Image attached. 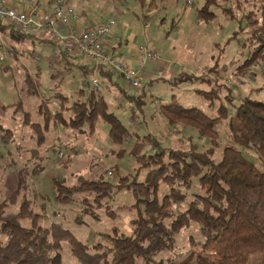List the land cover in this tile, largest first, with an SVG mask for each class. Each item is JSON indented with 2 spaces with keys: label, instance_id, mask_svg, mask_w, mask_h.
<instances>
[{
  "label": "trees",
  "instance_id": "16d2710c",
  "mask_svg": "<svg viewBox=\"0 0 264 264\" xmlns=\"http://www.w3.org/2000/svg\"><path fill=\"white\" fill-rule=\"evenodd\" d=\"M203 1L196 8L198 22L216 17L211 7L218 0ZM147 5L152 10L156 1L151 0ZM223 10L231 18L245 21L241 29L249 35L244 42L249 56L240 68L248 70L259 59L264 61V1L259 14L251 11L237 17L231 7ZM150 16L146 14V18ZM18 33H13L18 40L27 38L28 34L18 36ZM215 67L210 70L215 72ZM82 68L89 73L85 66ZM192 78L193 75H180L177 81ZM34 89L29 93L39 94ZM217 90L212 87L209 91H199L211 102L221 98L215 116L176 102L159 104L161 114L171 125L195 129L212 146L204 149L200 142H192L187 148L171 147L164 145L155 133L142 138L136 134L152 147L148 155L137 156L139 170H148L143 180L136 178L137 175L132 179L129 175L122 176L117 182L106 180L104 175L80 176L77 183L67 186L55 178L59 201L72 202L75 194L94 192L97 202L105 199L110 202L122 189L132 191L135 202L130 206L137 208L132 234H123L114 227L112 232L103 234L107 242L87 244L61 223L42 225L45 214L36 212L32 201L24 195L18 212H7L6 202H0V264H61L63 242L69 244L79 264H164L163 253H169L167 264H264V100L242 95L237 102L232 97H226V101ZM54 95L59 100L57 110L48 108L51 98L41 103L40 107L45 109L43 123L34 122L31 112H24L25 123L32 128L37 142V147L31 149L33 160L44 161L40 148L47 143L46 132L52 122L70 131L88 130L91 135L100 123H105L109 126L110 140L117 146L132 138L131 127L111 110L99 90L93 87L80 90L71 105H67V96L60 92ZM125 95L143 114V93ZM227 120L231 141L224 145L217 125ZM71 149L79 152L75 146ZM125 153L126 149L121 148L118 155L123 157ZM63 155L60 150V156ZM67 160L69 163L71 156ZM44 168L37 164L33 173ZM162 184L168 189L160 197ZM83 214L97 217L95 212L85 210L78 215V222H83ZM24 219H30L31 225H23ZM192 223L199 226L200 238L191 239L189 249L176 253L177 235ZM252 258L256 262L251 263Z\"/></svg>",
  "mask_w": 264,
  "mask_h": 264
},
{
  "label": "rangeland",
  "instance_id": "374dc122",
  "mask_svg": "<svg viewBox=\"0 0 264 264\" xmlns=\"http://www.w3.org/2000/svg\"><path fill=\"white\" fill-rule=\"evenodd\" d=\"M28 1L23 0L22 9L15 8L19 11L28 10ZM90 1L75 0V2L72 1V5L76 8V4L81 6ZM145 1L146 12L150 0ZM187 1L168 0L165 3L167 7L161 8L156 15L151 13L149 21L151 33L149 34H153V37L150 45L161 53L162 61L167 68L165 72L155 75V81L150 82L143 76V82L148 87L145 85L137 91L139 94L144 93V113H140L135 104L126 97L121 100V103L115 104L117 107L114 106L113 97L107 92L103 94L101 91L104 88L99 90L111 104V110L131 127L132 138H129L123 146H117L110 140L107 134L109 126L105 123H100L93 135L88 130L70 131L62 126L64 132H69L67 138L72 140L79 152L75 153L70 144L61 147V144L56 141L53 143L54 149L48 146L41 147L40 153L44 161L32 159L34 157H32L31 149L36 148V141L32 136L31 127L25 123L24 111L31 112L34 122L43 120V115L38 116L37 112H39L40 103L50 97L51 90L38 82L40 77L35 69L38 64L42 66L44 77L41 79H47L48 83L52 79L49 78V74L57 69L56 64L59 58L55 50L53 51V47L41 42L39 37L28 38L16 44L17 48L25 50L21 52L24 55L16 57L12 54L13 41L9 38L4 41L3 36L0 35V46L3 47L0 53L7 52V58L4 61L0 60V202H6L7 212H18L25 195L32 201L36 212L45 214L42 225L51 226L53 223H61L87 244L98 241L107 242L103 234L112 232L114 227H118L123 234L130 235L133 232L132 220L137 216V208L130 206L135 202L132 191L122 189L112 197L110 202L106 199L97 202L94 192L75 194L72 202L59 201L55 178L67 186L77 183L80 176L92 178L104 175L106 180L117 182L122 176L129 175L132 179L137 175L136 178L143 180L148 170H139L137 156L148 155L152 147L136 134L142 138L146 134L155 133L161 137L164 145H171V147L187 148L192 142H200L204 145V149L212 146L211 142L207 138H201L195 129L182 124L171 125L161 114L160 103L176 102L188 108H198L209 116H215L222 103L221 98L211 102L199 92L200 90L209 91L215 87L222 99L226 101V97H232L233 102H237L238 97L242 95L264 100V61L259 59L248 70L240 68L249 56L248 48L244 45L249 35L241 29L245 21L241 18H231L223 12V8L231 7L237 17L251 11L259 14V8L264 0H218V4L211 7L216 17L211 21L196 22L197 24L193 27L191 22H188L189 16L183 15L184 7L193 9L196 13V8L201 7L204 1L190 0V5ZM172 2L177 4L173 7ZM182 18L181 29L176 27L177 29L172 30V24H179ZM91 21L94 24L103 20L91 18ZM160 22L163 25L159 27L160 32H158L155 27H158ZM136 23L141 22L136 21ZM190 34H193L192 37ZM189 36L191 42L186 43L190 39L186 40ZM27 48L30 51H27ZM208 64H212V67L216 66V73L208 71L210 80H203L205 77L201 73ZM5 65L9 67L8 72L3 70ZM60 66L62 68L61 63ZM66 66L68 69L63 77L61 89L58 88V90L68 93L67 105H71L78 96L85 74L78 66L70 64ZM28 67L31 68L27 70ZM171 72H174L176 76L181 73L184 76L193 73L195 76L193 75V78L187 81L176 82L175 75ZM53 73L56 74V72ZM95 74L102 80L101 74ZM59 79L61 80L62 76ZM148 81L150 84H147ZM121 84L124 86L125 83L121 82ZM34 88L38 89L39 94L29 93L30 89L34 92ZM127 91L138 94L132 87H127ZM49 108L53 110L51 105ZM7 129L12 130L13 133L8 134L5 131ZM217 129L220 132L221 144H228L231 141L228 120L217 125ZM52 133L50 131L48 136ZM52 141L50 140V143ZM59 147L64 153L63 157L60 156ZM121 148L126 149L123 157L118 155ZM70 156L71 161L68 163L67 159ZM40 163L45 168L39 173H33L35 166ZM113 168L117 170L110 173ZM166 188L162 184L160 197ZM86 197L89 200H83ZM85 210L95 212L97 217L83 214V222H78V215ZM108 214H113L114 217ZM30 221V219H24L22 224L30 226ZM199 238L200 231L197 224L192 223L189 228H184L177 235L176 253L189 249L191 239ZM61 255L62 264H78L67 242H63ZM162 257L164 264H167L169 253H163ZM250 262H256V258H252Z\"/></svg>",
  "mask_w": 264,
  "mask_h": 264
},
{
  "label": "crops",
  "instance_id": "0c3cea01",
  "mask_svg": "<svg viewBox=\"0 0 264 264\" xmlns=\"http://www.w3.org/2000/svg\"><path fill=\"white\" fill-rule=\"evenodd\" d=\"M71 1L75 2V0H71ZM155 1H156V6L152 10L148 9L146 12H145L144 0H133V1L132 0H130V1L129 0H119V1H117V0H91L88 4L83 3V4H81V6L80 5L77 6V4H76V13H77V16L79 17V21L76 22L75 20H72L70 25L73 28L83 29L87 25L92 24L91 18H93L95 20H98V19L99 20H108L109 18L115 19L117 22V26L107 40V46H108L109 52L115 56L123 57L131 65L139 66V47L141 45H149L150 47H152L150 44L152 41L153 34L152 35L149 34V33H151V31L149 32V28L151 27V24L149 26H146V23H148L150 21L151 16L146 18V14L151 15V13H152V14L156 15L157 13H159L161 8L167 7L165 5V3L168 0H155ZM6 3L9 7H13V8L17 7V9H22L23 5H24L23 0H6ZM176 4H177V2H174V3L172 2L171 6L174 7ZM187 4L190 5V0L187 1ZM53 5H54L53 0H29L28 4H27V6L29 8H28V10H25V11H30L34 8L37 9V12H38L37 16H38V19L40 20L41 14L51 11L53 8ZM131 5H133V7ZM139 7H141V8L139 9ZM183 15L189 16L188 22L189 23L191 22L192 27L197 24L196 22H198V21L196 19V13L193 9H190L188 7H186V8L184 7ZM136 21H140L141 23L138 24V23H136ZM163 21H164V19L162 18L161 22L163 23ZM161 22H160V25L158 27H155V30H157L158 32H160L159 27L163 25ZM181 23H183V18L181 19L179 24H174L175 28L179 27L181 29ZM67 28L68 27L60 26V29L63 31H66ZM14 31H17V30H15L11 25H8V24L0 25V35L3 36L4 41L7 38H9V40L13 41L14 52H12V54H14L16 57L18 55H24V53H21V52L25 51V50L21 49L20 47L17 48L16 44L21 43V42H23V40H26L28 38L39 37L41 42L47 43L50 46L54 45V43H52V44L50 43V42H52V37L50 35V32L47 31V29L45 27H40L35 34H28L27 38H24L22 40H18L17 38L14 37V35H13ZM194 32H195V30H194ZM20 33H18L19 34L18 36L21 35ZM23 34H25V33H23ZM192 35L190 34L191 37H192ZM190 36L188 38H186V40H188L190 38L186 43L191 42ZM45 40L47 42H45ZM1 48H3V47L0 46V49ZM153 49L157 50L156 48H153ZM27 51H30V50L27 48ZM53 51H54V47H53ZM57 57L59 58L58 62L56 64V65H58V67H57V69H55V71H53V72H56V74H54L53 72L51 74H49V78H52V79L48 83H47V81H48L47 79H45V78L41 79V77H44V71H43L42 66L38 64L36 66V69H35V71L38 72V77H40L38 82L42 83L43 86L48 87V89L51 90L50 97H48V98L49 99L51 98L52 102L50 101L49 103H47V106L49 108V106L51 105V107H53V110L50 108L49 109L52 111H54L55 108H56L55 110H57V105H59V100L55 97L54 94L60 92L61 94L68 97L67 92L64 91V93H62L60 90H58V88L61 89V85H62L61 83L64 81L63 77L65 76V74H66L65 72L68 69L66 64L78 66L80 69H82V72L85 74V79L82 82V86L79 89V91L86 88V87H91L90 83H89V79H90L91 73H94V70H95L94 66L91 64H89V65L75 64L73 62L66 60L64 57H59V56H57ZM162 57L163 56L161 55V60H159L157 62L149 61L142 67L143 76L147 77L150 82L155 81L156 80L155 75H157L158 73L165 72V70L167 68L166 65L164 64V62L162 61L163 60ZM158 62H160L161 65H157V64H160ZM60 63L62 64V68L60 66ZM82 66H85V68L89 71V73L84 72ZM8 68L9 67L7 65L3 66L4 72H8ZM30 68L28 67L27 70ZM211 68H212V64H208L205 67V69L201 73L202 76L205 77L203 79H209L210 80L209 72L213 73L210 70ZM95 72L101 74L102 81L105 85L103 91H101V92L102 93L107 92L108 95L113 97L112 100L114 102V104H113L114 106H116L115 104L121 103V100L124 97H126L125 94L135 95V94H131L127 91V87H129V85L122 79V77L119 74L111 73L110 71L107 72V71L102 70V69L96 70ZM106 73H108V74H106ZM172 74H174V72ZM180 75H183V73H181L177 76L176 75L174 76V80L176 82H178L177 79L180 77ZM190 75H194V74L192 73ZM61 76H62V79L60 80L59 78ZM197 78H199V77H197ZM200 80H202V79L200 78ZM44 81H45V83H44ZM149 81L147 84H150ZM121 82L125 83L124 86H122ZM15 83H18V82H15ZM0 85H1V83H0ZM22 87H23V85H22ZM146 87H148V86L146 85ZM136 92L138 93L137 90H136ZM138 95H139V93L137 94V96ZM142 97H143V95H142ZM68 101H69V99H68ZM40 106H41V103H40ZM40 106H39V112H37V114H38V116L43 115V120L41 121V123H43L44 122V111H45V109H44V106L43 107H40ZM25 111H28V110H25ZM62 129L63 128L61 125L55 126L52 122L50 124L49 129L46 132V136H47L48 140H47V143L44 147L48 146V148H50L51 146L54 145L53 143L56 141L61 145L70 144L71 146H75V145H73L74 143H72V140H69L67 138V134L69 132H64V130H62ZM50 131L53 133L50 134V136H48ZM11 132H12V130H11ZM11 132H9L10 135H11ZM60 132H64V134H60ZM32 136L36 141L33 130H32ZM138 137H140V136L138 135ZM50 140H53V141L50 143ZM36 147H37V144H36ZM40 150H41V148H40Z\"/></svg>",
  "mask_w": 264,
  "mask_h": 264
},
{
  "label": "built area",
  "instance_id": "2783aa9c",
  "mask_svg": "<svg viewBox=\"0 0 264 264\" xmlns=\"http://www.w3.org/2000/svg\"><path fill=\"white\" fill-rule=\"evenodd\" d=\"M51 11L42 13L40 20L37 9L19 11L9 7L6 0H0V25H11L21 33L35 34L40 27H45L52 36L51 44L59 57L75 64L93 65L89 83L96 90L104 88L102 80L96 77V70L103 69L119 74L129 87L139 90L145 87L142 67L149 61L157 62L161 59L160 53L149 45L139 47V66L129 64L123 57L115 56L108 50L107 40L117 26L115 19L109 18L83 29L71 27V21H79L76 8L71 0H53ZM150 3V2H149ZM150 23H146L149 26ZM60 26L68 27L66 31ZM7 58V52L0 53V60Z\"/></svg>",
  "mask_w": 264,
  "mask_h": 264
}]
</instances>
